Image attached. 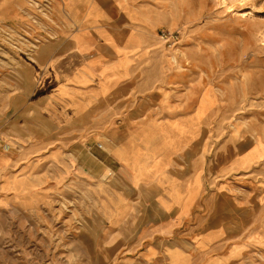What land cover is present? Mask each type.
<instances>
[{"label": "crops", "instance_id": "0c3cea01", "mask_svg": "<svg viewBox=\"0 0 264 264\" xmlns=\"http://www.w3.org/2000/svg\"><path fill=\"white\" fill-rule=\"evenodd\" d=\"M20 4L0 0V21L26 33L32 18ZM55 5L47 18L54 24L45 33L39 30L49 37L46 50L18 71L25 93L16 105L23 104L15 105L11 117L0 110V129L40 133L59 143L51 150L53 159L72 164L74 153L73 163L79 161L87 174L108 176L111 191L132 214L128 223L134 232L114 243L126 251L124 264H209L219 245L263 239L259 213H251L232 192L209 190V180L195 168L196 152L186 158L193 139L184 134L205 129L207 135L211 129L204 122L211 105L202 104L209 86L198 94L193 67L175 70L158 60L143 67L134 61L146 52L159 24L157 10L140 0H56ZM159 105L160 116L152 117ZM159 140L172 152L162 156ZM75 142L79 153L72 151Z\"/></svg>", "mask_w": 264, "mask_h": 264}, {"label": "rangeland", "instance_id": "374dc122", "mask_svg": "<svg viewBox=\"0 0 264 264\" xmlns=\"http://www.w3.org/2000/svg\"><path fill=\"white\" fill-rule=\"evenodd\" d=\"M55 1L47 6L45 0H20L23 12L32 18L31 29H26L29 35L0 21V110H8V117L25 93L18 69L31 60L39 43L36 39L49 40L44 33L54 24L47 18L52 19V9H58ZM140 1L154 10L161 7L158 0ZM165 1L179 4L178 0ZM189 1L196 20L161 21L155 28L157 36L148 37L146 52L134 56V61L143 67L154 60L175 70L193 67L198 75V94L207 85L215 89L218 100L204 117L211 129L203 147L193 155L199 161L195 168L209 180V190L232 192L251 213H259L264 226V0ZM188 34L205 47L209 77L200 74L194 61L187 64L179 54L176 61L171 58L177 48L193 44L184 42ZM231 91L238 98L236 115L228 107ZM235 122L249 128L239 130L240 135L252 139L251 153L234 147L231 123ZM39 134L22 131L16 135L0 129V264H94L90 247L81 237L85 220L97 217L100 244L110 245L123 237L132 214L125 213V206L111 191L108 176L87 174L78 160L73 163L74 153L69 154L72 164L53 159L51 150L59 143L39 138ZM147 134L151 133L147 130ZM75 143L72 151L79 153V142ZM158 145L162 156L172 152L165 149L170 144L159 140ZM173 154L180 155L179 151ZM28 198L33 201L25 204ZM232 241L215 247L214 261L209 264H264V238ZM114 249L115 262L111 264L126 263V251L118 245Z\"/></svg>", "mask_w": 264, "mask_h": 264}, {"label": "bare ground", "instance_id": "6f19581e", "mask_svg": "<svg viewBox=\"0 0 264 264\" xmlns=\"http://www.w3.org/2000/svg\"><path fill=\"white\" fill-rule=\"evenodd\" d=\"M178 2L179 4H177L175 1L168 2L165 0H158L157 3L161 4V7L155 13L156 14L155 19L158 20V23H160L161 21H167L169 18H172L173 23H179V21H181L184 18L187 19L189 22L191 21L193 22V20H196L195 12L192 10V8H189V4L191 2L189 0H178ZM226 2L227 0L222 1V3H226ZM155 28H157V26ZM155 28L151 32V34L154 37L157 36ZM26 33L29 35L30 31H26ZM36 41L39 43L35 46L37 48L34 54H32L31 60L33 61L39 60L38 58L39 53L46 50L45 48L46 41H38V39H36ZM184 42H187V43L192 42L193 44L184 45V48H177L175 51V55H172L171 58L176 61L177 60L176 54H179V57L186 60V62L188 61L187 64H189L190 61H194L197 64L198 68L200 69V74L206 75L209 77L210 75L209 69H208L209 60H207V58L204 55L205 47L202 45L201 42L194 40L193 35L191 34H188V37L184 39ZM23 63L25 64L26 62H23ZM24 64L22 65L24 66ZM20 70H24V69L23 68L18 69V71ZM217 100H218V96L216 94L215 89L211 91V88L209 87L203 93L202 104H204V101H205V102H208L210 105H215ZM237 105H238L237 95L235 91H231V93L229 94L228 107L232 115L233 113H235V115L237 114L236 113V110L238 107ZM161 112H162V109H161ZM242 124L238 122L231 123V129H234L232 130V135H231L232 143L234 147H236L240 151L250 150V148L254 145V143L252 142L251 138H246L244 135H240L241 130L239 129H249L248 127ZM198 127H200V125H198ZM205 132H206L205 129H189L188 133L184 134L185 139L187 140L193 139L188 147V150L186 151L187 159H189L193 153L198 152L203 147V143L206 140ZM252 151L253 150L251 149L249 153H251ZM31 201H33V199L31 198L24 200L25 204H30ZM223 216L224 215L221 214V216L217 219H220ZM145 217H148V214L145 215ZM99 227L100 225H99L97 217L87 218L84 222V229L81 231V237H82V240L85 243H87L90 247L91 261L94 264H105L111 260L112 254L114 252L115 244L114 243H110V245H108L107 243L100 244V241H102V238L100 237ZM130 231L134 232V229L129 226L127 230L123 232V238L128 237V234Z\"/></svg>", "mask_w": 264, "mask_h": 264}, {"label": "built area", "instance_id": "2783aa9c", "mask_svg": "<svg viewBox=\"0 0 264 264\" xmlns=\"http://www.w3.org/2000/svg\"><path fill=\"white\" fill-rule=\"evenodd\" d=\"M161 114V109L156 108L152 113L151 116L152 117H158ZM98 147H101V145L99 144ZM88 152L90 151V149L87 150Z\"/></svg>", "mask_w": 264, "mask_h": 264}]
</instances>
